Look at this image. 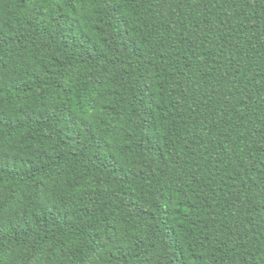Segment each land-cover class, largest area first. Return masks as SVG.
<instances>
[{"label":"trees","instance_id":"16d2710c","mask_svg":"<svg viewBox=\"0 0 264 264\" xmlns=\"http://www.w3.org/2000/svg\"><path fill=\"white\" fill-rule=\"evenodd\" d=\"M0 264H264V0H0Z\"/></svg>","mask_w":264,"mask_h":264}]
</instances>
